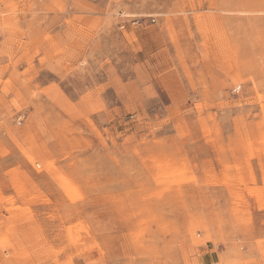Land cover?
I'll use <instances>...</instances> for the list:
<instances>
[{"label": "rangeland", "instance_id": "obj_1", "mask_svg": "<svg viewBox=\"0 0 264 264\" xmlns=\"http://www.w3.org/2000/svg\"><path fill=\"white\" fill-rule=\"evenodd\" d=\"M0 264H264V0H0Z\"/></svg>", "mask_w": 264, "mask_h": 264}]
</instances>
